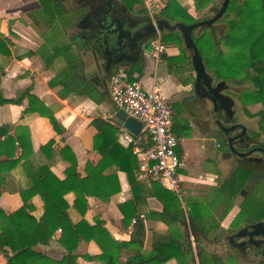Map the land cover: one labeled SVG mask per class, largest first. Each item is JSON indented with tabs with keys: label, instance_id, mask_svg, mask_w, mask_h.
Listing matches in <instances>:
<instances>
[{
	"label": "crops",
	"instance_id": "0c3cea01",
	"mask_svg": "<svg viewBox=\"0 0 264 264\" xmlns=\"http://www.w3.org/2000/svg\"><path fill=\"white\" fill-rule=\"evenodd\" d=\"M59 1L65 8V12L57 16L55 22L50 25L47 21V14L42 10L38 0H0V125L9 124L11 126L10 133L21 135L26 145L32 147L33 152L30 156L32 163L36 165L43 162L48 163L51 172L59 179L65 178L66 169L70 166L71 153L66 151L63 155L60 151L65 146L69 147L75 157L76 168L80 177H86L88 170L95 168L97 164L104 167L103 175L105 176L116 171L120 188L107 201L96 196L86 195L81 186H76L64 196L69 205L68 213L71 220L76 222L83 218L87 222L74 250L77 255V264H104L100 260H87L84 257L85 255L93 256L101 253L100 246L93 239L95 234L108 233L117 242L126 243L129 240L134 223L132 220L135 217L125 220V224H123V215L118 208V204L128 200L137 202L136 215L142 220L145 227L142 246L144 252L151 251L153 246H156L160 240H173L177 243L178 248L172 250L174 256L160 264H200L203 253L212 255L214 258L219 259L221 264H224L223 255L225 250L221 249L222 240L219 238L218 231L215 232L217 234L215 237L219 236V240L217 241L215 238L212 240L215 246L212 251L203 247L196 251L193 244H195V241L198 243L201 237H196L195 240L191 241L185 232L184 235L180 234L181 228H184L183 224L187 222L189 225L187 220L188 203L180 205L185 216L184 221L173 222L168 217H165L166 220L162 219L163 197L160 190L161 184L159 182H157L159 185L156 182L153 183L152 179H141L136 171L135 177L139 185L133 190L126 173L117 166L118 163H124L123 159L126 157L125 147L127 145L120 137L119 128L123 125L122 121L115 116L118 108L114 106L109 95V77L117 71V68L111 73H107L102 67V76L96 72L90 46H88L90 44H88L89 42L85 43V39L78 38L80 31L75 28L74 33L68 35L69 37L66 36L68 30L75 27L76 12L74 8H67L61 0ZM158 1L162 5L164 0ZM158 5L160 9L161 5ZM64 45H70V51L76 54L81 61L79 67L82 75L81 80L83 79L85 83L94 88L95 91L92 92V95L103 97L102 101L95 102L85 94H77L74 91L66 92L63 88L61 80L65 78L68 69L66 58L63 54H60L51 59L50 53L53 48ZM168 49L166 47L165 55L168 53ZM59 57L61 60L57 59ZM167 62V59L162 56L155 63L148 55V59L142 67V74L138 75L137 72H133L132 78L136 77L146 87H149L155 72L156 81L161 86L164 94L171 100L170 97L175 91H168L166 81L171 77V73L175 74V72L170 71L169 68L166 71ZM158 64L160 68L156 73ZM118 68L129 70L127 67L122 66ZM181 86L182 84H179V88L176 90L184 88ZM26 88L29 89L28 93L30 95L37 98L33 111L28 110L27 94L19 103L1 102L17 99ZM46 113H51L54 116L58 131L53 128L49 119L45 116ZM95 119L101 121L96 122ZM113 126L118 128V131L114 134L111 129ZM195 127L202 133V136L193 144L192 150L194 152L205 155L210 160L213 158H227V152L221 146L220 140L208 134V132L201 131L194 121L190 120L184 127L185 136L180 137L178 135L181 160L183 155L185 156L184 149L187 148L182 146V138H187V133L194 131ZM205 138L212 139V146L217 149L215 155L205 154L201 150L202 147L198 142L205 140ZM47 143L53 144V151L40 152L39 148ZM222 161L224 160H221L217 167L219 168L218 171L224 172L225 167ZM234 168L220 180L219 190L222 182L231 174ZM180 171H185L183 160ZM218 171L210 170L207 172L206 170L207 182L214 183V179L219 177ZM8 176V188L0 192V207L7 214L22 206L23 201L19 191L27 186L26 174L21 164H18ZM181 178L183 180L182 174ZM187 194L185 195L189 197L190 204L197 202L196 197L190 195L188 190ZM237 195L243 196L240 202L234 204L232 208L234 211L232 215H229L231 217L240 210V203L247 196V193L242 191ZM31 203L33 205L31 213L40 216L43 207L41 198L35 195L31 198ZM190 211H192V208H190ZM20 222L27 230H30L35 224L34 219L28 214L21 215ZM208 223L214 226L212 231L218 228L217 223L210 221ZM60 234L61 230L58 228L47 243H38L35 249L53 259H61L67 251L58 242ZM193 235L207 237L194 232ZM189 246L190 251L188 250ZM129 255L128 248H122L119 254L120 261H126ZM0 264H6V259L1 252Z\"/></svg>",
	"mask_w": 264,
	"mask_h": 264
},
{
	"label": "trees",
	"instance_id": "16d2710c",
	"mask_svg": "<svg viewBox=\"0 0 264 264\" xmlns=\"http://www.w3.org/2000/svg\"><path fill=\"white\" fill-rule=\"evenodd\" d=\"M38 1L42 10L47 14V21L50 25L55 22L57 16L65 12V8L59 0ZM123 1L130 9L141 4V0ZM208 1L193 0L196 8L202 7ZM229 13H232V17L227 20V30L221 36L216 37L209 31H204L200 35L192 32V39L205 64V68L216 80L232 81L237 84L250 83L251 87L238 93L237 97L248 116L259 118V128L264 131V0H229L223 16ZM156 17L170 23L182 22L184 24L205 19L194 18L188 9L181 5L179 0H165L162 7L157 11ZM160 35L161 41L165 45L173 43L180 45L182 42L177 30H162ZM70 49V45H64L53 48L50 53L51 59L60 54H63L66 58L68 69L65 78L61 80L63 88L66 92L74 91L77 94H85L95 102L102 101L103 97L99 95L94 97L92 95V92L95 91L94 88L85 83L83 79L81 80L82 75L79 71L81 61ZM162 56L167 59L169 70L177 74L179 71L184 70V62L188 61V56L185 55L163 54ZM128 71L130 79H136V77L132 78V73L137 72L138 75H141L142 67L136 66ZM28 92L29 89L26 88L17 99L1 102L19 103L27 94L28 110L33 111L37 98ZM254 103H260L262 108L250 113L246 107ZM45 116L49 119L53 128L58 131L54 116L51 113H46ZM98 120L100 119H97L96 122L101 121ZM174 126L175 123L173 129ZM184 127L183 125L182 129L185 132ZM10 129L9 124L0 125V192L8 188V175L18 164L22 165L26 174L27 186L19 191L23 201L20 208L7 214L0 207V252L3 253L6 264H77V255L74 250L87 222L83 218L76 222L71 220L68 213L69 205L64 196L76 186H81L86 195L96 196L107 201L120 188L116 171L105 176L103 175L104 167L97 164L95 168L88 170L86 177H80L77 172L75 157L69 147L65 146L60 151L63 155L66 151L71 153L70 166L66 169L65 178L59 179L51 172L48 163L43 162L38 163V165L32 163L30 159L33 152L32 147L26 145L21 135L11 134ZM111 129L113 134L118 131L115 126ZM176 149L181 158L179 146ZM39 151L43 153L52 152L53 144L47 143L41 146ZM125 153L124 163H118L117 166L126 173L131 188L134 190L139 185L135 177V172L138 169V157L132 153L131 144L129 143L125 147ZM260 175L257 176V168L240 162L219 187L220 191L230 199L242 191L247 193V196L240 203V212L241 214L246 212L248 202L257 205L260 212L254 216L253 222L264 218V199L260 203H258L257 198L249 200L251 195L254 194L255 180L264 178V172ZM152 180L153 183L156 182L159 185L158 181ZM160 190L163 197L161 218L166 220L165 217H168L173 222L184 221L185 216L180 206L175 204L172 192L161 185ZM35 195H38L43 203L40 216L31 213L33 209L31 198ZM136 203L128 200L118 204V208L123 215V224H125V220L135 217L129 240L126 243L117 242L108 233L95 234L93 239L100 246L101 253L93 256L85 255L84 257L87 260H100L104 264H160L174 256L172 250L178 248V246L173 240H160L149 252L142 250L145 227L142 220L136 215ZM249 213L250 211L247 214ZM27 214L35 221L30 230L25 229L20 222V216ZM187 220L195 234L200 233L208 236L214 227L198 212L193 213L190 211ZM58 228L61 230L58 242L67 251L59 260L35 249L38 243H47ZM125 247L128 248L130 255L126 261H120V250ZM188 250L190 251V246ZM220 262L219 259L205 253L202 254L200 260V264H221Z\"/></svg>",
	"mask_w": 264,
	"mask_h": 264
},
{
	"label": "flooded vegetation",
	"instance_id": "af4514ba",
	"mask_svg": "<svg viewBox=\"0 0 264 264\" xmlns=\"http://www.w3.org/2000/svg\"><path fill=\"white\" fill-rule=\"evenodd\" d=\"M61 2L67 8H74L76 12L74 26L77 31H80L78 38L85 39V43L90 44L88 46L95 47L98 56L102 58L105 72L111 73L120 66L128 69L144 66L149 55L150 40L156 34L149 32L147 24L148 22L153 24V21L144 10L139 7L130 9L123 0H61ZM100 47L101 50L98 49ZM165 68L168 71V65ZM194 79L187 89L189 93H184L174 100L180 105L179 115L183 122L182 125L185 126L187 122L193 120L201 131L217 137L227 153H230L229 139L233 147L241 152L253 148L264 149L259 142L249 136L248 128L242 133L240 125L243 124L235 118L233 105V111L230 113L224 99L219 97L218 93L213 92L212 87L220 88V93L228 96L230 102L233 100L222 90V84L217 88L220 81L211 77V87L201 82L203 86L195 89ZM173 114H177L174 109ZM240 159L242 163L257 168L258 177L263 174L264 153L262 150L257 149L247 158ZM253 224L262 225L254 229L256 234L250 236L247 232L252 230L250 226ZM240 230L242 234L234 236ZM226 243L239 255L249 257L251 262L248 264H264V218L244 223L231 231L226 236Z\"/></svg>",
	"mask_w": 264,
	"mask_h": 264
},
{
	"label": "rangeland",
	"instance_id": "374dc122",
	"mask_svg": "<svg viewBox=\"0 0 264 264\" xmlns=\"http://www.w3.org/2000/svg\"><path fill=\"white\" fill-rule=\"evenodd\" d=\"M223 0H209L208 3L203 5L200 8H196L194 5L193 0H179L181 5L185 6L191 15L194 16V18H208L212 16L217 9L220 7ZM240 1V0H238ZM165 0L163 1L164 4ZM162 4V5H163ZM162 5L160 7H162ZM136 7H139L142 9L144 8L142 3ZM144 10V9H143ZM232 17V13H229L226 16H222L220 19H218L216 22H214L209 27H198L197 29L193 30V34L200 35L204 33V31H209L214 36H221L223 33L227 30V20ZM41 28V27H40ZM68 35H71L76 31L75 27H72L68 30ZM177 32L180 35V32L177 30ZM161 36V35H160ZM181 37V36H180ZM168 53L166 55H185L188 56V61L184 62V70L179 71L177 73H171V77L167 79L166 86H168V91H175V93L170 97L173 102V109L177 111V114L174 115V132L178 133L180 137L185 136V132L182 129V121L181 117L179 115L180 113V105L174 100L178 97H180L184 93H189V90H187L194 79V71L192 69V66L190 64V52L184 47L183 41L180 45L177 44H168L166 45ZM172 53V54H170ZM162 57H160L161 59ZM58 60H61V58H57ZM152 59V58H151ZM164 67V66H163ZM175 67V66H174ZM160 68V65L158 64L157 71ZM175 69V68H174ZM208 74L216 80L210 72L206 69ZM220 81V80H217ZM179 84H182L184 88H181L180 90H176L179 88ZM224 92L229 95L233 100L232 105L235 111V118L239 122H241L246 128H248V134L250 137H253L256 142H259L260 146L264 147V131L260 130L259 128V118L257 116H248L246 113V110L242 107L241 103L238 100L237 94L241 91L250 88L251 85L249 82H245L243 84H237L232 81H224L222 84ZM249 106L246 109L250 113H254L257 110L262 108V105L260 103H254L249 104ZM207 114V112H206ZM210 124V123H209ZM211 125V124H210ZM258 133V134H257ZM202 133L198 130L197 127L194 128V131H191L187 133V138H182V146L187 147L185 148V156L183 155V164H184V170L180 171V174L183 175V180L181 182V194L178 196L177 194L172 192V197L175 200V204L177 206L182 205L183 203H188L189 207V213L190 208H192V212H198L199 214H202L204 218H206L208 221L212 223H217L218 228L211 231V233L207 237H203L201 235H193V231L190 228V226L186 223H184V228H181V235H184V232L188 234V237L190 240H195L196 237H201L200 241L195 244L194 247L196 251L200 247H203L209 251H212L215 249V246L212 243V240L214 238L218 241V237H215L217 234H215L216 231L219 232L222 242L221 249L225 250L223 262L224 264H248L251 262V259L249 257H243L239 255V253L232 248H230L226 243V236L231 231H234L235 229L239 228L240 226L244 225V223L247 222H253L254 216L258 214L259 207L254 204H250V202L247 203L246 206V212L242 213L239 211L236 212L234 216L232 215V212L234 211L232 208L234 204L237 202H240L243 195H237L234 199L228 198L225 194H222L220 190L218 189V185L220 183V180L224 178V176L229 172L232 168H234L236 165L240 164L241 159L239 160V157H235L234 155L227 154V158L219 159V158H213L210 160L209 158H206L205 155H202L200 153H196L192 150L193 144L196 143L199 138L202 136ZM211 138H205V140L199 141V145L202 147L201 150L208 155H215L217 153V149H214L212 146ZM177 151V149H176ZM224 164V172L218 171L217 164L221 161ZM206 170L209 172L210 170L218 171L219 177L214 179V183L207 182L206 178ZM264 176V175H263ZM255 188L253 190L254 194L251 195L249 200L253 198H257L258 203H260L264 199V178L256 179L255 180ZM187 190L190 195L195 196L197 202L194 204L189 203V197L187 196ZM187 194V195H185ZM263 206V205H262ZM256 211V213H254ZM250 211L249 214H247ZM231 217V218H230ZM218 234V235H219ZM220 240V241H221ZM224 244V245H223Z\"/></svg>",
	"mask_w": 264,
	"mask_h": 264
},
{
	"label": "built area",
	"instance_id": "2783aa9c",
	"mask_svg": "<svg viewBox=\"0 0 264 264\" xmlns=\"http://www.w3.org/2000/svg\"><path fill=\"white\" fill-rule=\"evenodd\" d=\"M144 12L155 25V16L161 2L141 0ZM151 38L149 55L157 63L165 54L160 31ZM154 72L149 87L137 79H130L126 69H120L109 77V95L112 103L126 116L137 120L139 132L133 134L126 128H119L120 137L131 144L138 157V175L141 179H155L161 186L178 196L181 194L182 160L176 152L179 138L173 130V104L167 97ZM135 222V219L132 220Z\"/></svg>",
	"mask_w": 264,
	"mask_h": 264
},
{
	"label": "water",
	"instance_id": "95a60500",
	"mask_svg": "<svg viewBox=\"0 0 264 264\" xmlns=\"http://www.w3.org/2000/svg\"><path fill=\"white\" fill-rule=\"evenodd\" d=\"M228 1L229 0H223L220 7L217 9V11L210 17L196 21L194 23H190V24H184L182 22H175V23H170L164 19H160V18H156L155 19V25L152 24L151 22H148V28H149V32L154 33L156 32V30L162 31V30H178L180 32V36L182 38V41L184 43V47L190 52V64L192 66V69L195 73V79H194V87L195 89L199 87H202V83L203 82L207 87H211V76L208 74V72L206 71L205 68V64L198 52V49L192 39V32L195 28L197 27H209L211 26L215 21H217L218 19H220L223 14L224 11L226 10V7L228 5ZM126 8V6H125ZM127 9V8H126ZM99 50H101V47L98 48ZM90 53L92 55V59L96 68V72H98V74L100 76L103 75V63H102V58H100V56H98V52L96 51L95 47H90ZM149 53V51H148ZM121 68H117L116 70H120ZM224 81L220 80L219 84L217 85V88L220 87L221 84H223ZM213 92L214 93H218L219 97H222L225 101V104L229 110L230 113H232L233 109H232V100L230 102V98L228 96H225L223 93H220L219 89L213 88ZM115 116L117 117V119L122 121V125L124 128H126L128 131H130L133 134H137L139 132L140 129V123L129 117L126 116L125 113L121 110L118 109L115 112ZM241 129H242V133L245 132L246 127L244 125H240ZM228 148L230 153L228 154H234L239 158H247V156H249V154L257 149H260L263 151L264 153V149L262 148H253L250 149L248 151H238L237 149H235L231 143V139L228 140ZM251 160V159H250ZM260 225L262 224H253L250 227L252 228L251 231H248L247 233L251 236L256 234L254 229H257ZM240 234H242V231L240 230L239 232H237L234 236H239ZM232 237V236H231Z\"/></svg>",
	"mask_w": 264,
	"mask_h": 264
}]
</instances>
